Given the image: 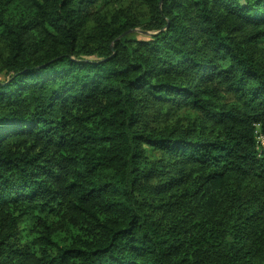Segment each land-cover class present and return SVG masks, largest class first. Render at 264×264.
Returning a JSON list of instances; mask_svg holds the SVG:
<instances>
[{
	"label": "trees",
	"instance_id": "1",
	"mask_svg": "<svg viewBox=\"0 0 264 264\" xmlns=\"http://www.w3.org/2000/svg\"><path fill=\"white\" fill-rule=\"evenodd\" d=\"M105 1L0 0V264H264V0Z\"/></svg>",
	"mask_w": 264,
	"mask_h": 264
},
{
	"label": "rangeland",
	"instance_id": "2",
	"mask_svg": "<svg viewBox=\"0 0 264 264\" xmlns=\"http://www.w3.org/2000/svg\"><path fill=\"white\" fill-rule=\"evenodd\" d=\"M119 8H124L131 16H134L136 20L140 22H145L147 20V7L141 0H107L104 2L101 12L107 13L109 16L114 12L115 10ZM127 34H130L131 36L135 38H148V35L150 34L149 31L144 30L141 27H137L134 29H131L127 32ZM7 55V51L5 48V45L0 41V80H4L7 77V73L4 70V64L3 60L5 59ZM94 55L90 56V58H93ZM180 114L186 117L192 116L193 112L189 109H184L180 112ZM156 123L158 125H162L161 127H166L174 124V120L169 119L168 115L167 117H164L163 115L157 116L155 119ZM32 223H36L33 220H28L25 222V230H29Z\"/></svg>",
	"mask_w": 264,
	"mask_h": 264
},
{
	"label": "built area",
	"instance_id": "3",
	"mask_svg": "<svg viewBox=\"0 0 264 264\" xmlns=\"http://www.w3.org/2000/svg\"><path fill=\"white\" fill-rule=\"evenodd\" d=\"M258 143L264 149V136L262 134H258Z\"/></svg>",
	"mask_w": 264,
	"mask_h": 264
}]
</instances>
